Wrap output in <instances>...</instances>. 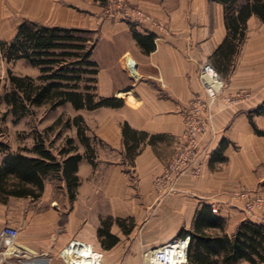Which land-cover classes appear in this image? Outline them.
I'll use <instances>...</instances> for the list:
<instances>
[{
	"label": "crops",
	"instance_id": "1",
	"mask_svg": "<svg viewBox=\"0 0 264 264\" xmlns=\"http://www.w3.org/2000/svg\"><path fill=\"white\" fill-rule=\"evenodd\" d=\"M121 1L166 24L168 32L150 25L129 26L119 16H110L109 0H0L1 42L9 43L17 27L29 21L89 31L97 42L92 56L99 70L98 96L124 100L117 109L80 112L86 119L88 145L78 147L84 159L74 203L63 183L59 200L47 198L49 181L38 200L0 198V230L6 225L21 230L17 244L33 256L48 254L50 264L70 263L60 255L72 247L100 255L101 264H150L154 251L178 241L188 252L191 240L186 233H193L197 212L206 205L225 219L224 234L229 237L241 222L259 223L242 210L243 202L235 193L262 186L254 170L264 162V137L256 134L249 114L264 102V91L256 90V97L238 105L223 99L244 91V78L256 84L264 81V61L257 74L251 69L245 74L238 66L243 53L264 58V33L250 35L264 22L256 17L248 21L245 44L224 72L215 58L227 35L222 5L208 0ZM134 34L152 40L142 46ZM205 64L216 69L215 80L201 77ZM208 86L219 94L210 106V131L202 140V173L197 178L185 174L171 193L156 191L153 182L162 176L181 142L182 110L206 97ZM254 123L264 131V116L255 117ZM125 124L136 132L137 141L129 138L131 132L124 136ZM221 147L223 160H216ZM5 156L0 153V166ZM47 202L57 206L45 209ZM13 203L20 208L19 220L13 216ZM183 264H188V255Z\"/></svg>",
	"mask_w": 264,
	"mask_h": 264
},
{
	"label": "trees",
	"instance_id": "2",
	"mask_svg": "<svg viewBox=\"0 0 264 264\" xmlns=\"http://www.w3.org/2000/svg\"><path fill=\"white\" fill-rule=\"evenodd\" d=\"M208 1L210 4H220L224 9L227 35L217 49L215 58H218V69L228 72L231 61L239 55L247 39L248 21L256 17L264 22V0ZM134 37L142 46L145 40H152V37L142 38L137 34ZM96 46L97 42L92 40L89 31L42 26L30 21L19 25L15 37L9 43L0 42V56L8 64L27 61L40 71L41 76L35 79L31 76H15L7 71L8 85L3 86L5 91L0 97V103L8 108L3 116L12 115L22 119L29 116L33 108L46 105L56 110L69 104L73 110L86 112L103 107H122L124 100L100 98L97 94L99 70L92 56ZM262 116L264 102L249 114V121L259 137H264V131L257 128L254 118ZM83 132L79 127L81 142L88 145ZM128 132H131L129 138L132 141L138 140L136 132L123 125L124 136ZM68 143L71 147L59 152L60 160L44 143H35L32 158L20 152L9 153L6 146L0 145V153L6 155L0 166V198L3 201L9 197L38 200L45 191L47 180L54 176L66 186L68 199L74 203L80 187L79 164L84 157L78 153V147L73 146L71 140ZM222 150L224 147H221L216 160H223ZM225 224V219L219 218L209 205L197 212L193 233H186L191 240L187 252L188 264H264V225L241 222L229 237L224 234ZM106 225L107 222L102 223L103 227ZM210 230L222 234L212 235L208 232ZM99 234L102 235V230Z\"/></svg>",
	"mask_w": 264,
	"mask_h": 264
},
{
	"label": "built area",
	"instance_id": "3",
	"mask_svg": "<svg viewBox=\"0 0 264 264\" xmlns=\"http://www.w3.org/2000/svg\"><path fill=\"white\" fill-rule=\"evenodd\" d=\"M115 5L116 14L124 23L132 26L150 25L160 32H168L166 24L155 20L149 13L138 7L128 6L121 0H111ZM201 77H208L211 80L217 78V71L210 64L203 65ZM218 92L213 87L206 88V97H198L191 101L189 105L183 108L184 132L181 136V142L176 149L175 156L166 164L165 171L161 177L157 178L153 184L156 191L171 193L175 190L177 181L187 173H192L194 177H199L202 173L200 159L205 154L203 138L210 131L211 119L210 106L218 99ZM225 103L232 106L236 100L223 99ZM244 203V210L250 215L256 212L260 213L261 223L264 225V198L260 195L247 193L241 190L238 193ZM215 213L218 211L213 209ZM0 264L7 261H16L17 264H50L52 258L46 254L31 255L27 250L19 246L21 230L6 225L0 230ZM181 241L164 245V247L153 252L154 261L150 264H183L187 256V247L181 245ZM79 248V247H78ZM76 247L75 250L78 251ZM82 250L83 248L80 247ZM64 250L60 258L67 261ZM90 252V251H89ZM98 257L95 259L94 255ZM89 262L78 264H100L103 257L95 253H89ZM68 262V261H67ZM70 264V263H68ZM75 264V263H74Z\"/></svg>",
	"mask_w": 264,
	"mask_h": 264
},
{
	"label": "rangeland",
	"instance_id": "4",
	"mask_svg": "<svg viewBox=\"0 0 264 264\" xmlns=\"http://www.w3.org/2000/svg\"><path fill=\"white\" fill-rule=\"evenodd\" d=\"M108 9L110 16L117 13L115 5L111 0H109ZM211 9V13L214 15L215 9ZM260 32L264 33V24L261 23L254 27V30L250 32V35L259 34ZM91 38L94 40L93 36H91ZM257 55L258 53H252L250 55L243 53L240 55V58L238 59V66L243 73L246 74L249 69H251L254 74H257L260 71V65L264 61V58L259 59L257 58ZM7 71L12 72L15 76H31L35 79H38L41 76L40 71L37 68H34L27 61L19 60L8 64L7 61L0 56V80L2 81L0 86V97L3 96L5 91L3 86L8 85ZM223 71L225 70L223 69ZM244 79L242 80V84L246 88H244V91H241L238 95L232 97L233 100H236L233 105L247 103V101L252 97H256L255 93H257L258 90L259 94L264 91V81L256 84L252 80L246 79L245 81ZM262 96H264V93L261 94V97ZM7 111V106L4 103H0V145L6 146L9 149V152L12 151L14 154L20 152L29 158L34 156L32 150L36 142L44 143L45 147H47L54 154V156L58 157L61 150L69 149L71 147V144L68 143L69 140L72 141L73 146L79 147V145L82 144V139L78 134L79 127L84 130V137L85 132L88 131L85 123L86 119L80 115V112L86 111L73 110L69 104L60 106V108L56 110H51L47 105L41 108H33L31 114L22 119H16L12 115L7 117L3 116ZM58 159L60 160V157H58ZM254 172L256 178L261 182L262 186H258L256 189H249L248 191L243 188L240 189L237 193H235V196L241 202L243 201L240 196H238V193L241 190H244L247 193L250 192L251 194L260 195L264 198V162L260 165V167L255 168ZM47 181H49V184L52 186V189L47 194V198L52 196V198L59 200L58 197H60L63 193L62 184L54 176L50 177ZM242 204V210H244V203ZM53 206L56 207L57 205L49 202L46 204L45 209H51ZM12 208L14 218L18 220L21 219L22 215L20 214L18 204L13 203ZM244 212L249 217L259 222V224H262L259 212L250 215L246 212V210H244Z\"/></svg>",
	"mask_w": 264,
	"mask_h": 264
},
{
	"label": "bare ground",
	"instance_id": "5",
	"mask_svg": "<svg viewBox=\"0 0 264 264\" xmlns=\"http://www.w3.org/2000/svg\"><path fill=\"white\" fill-rule=\"evenodd\" d=\"M76 247H72L70 249L67 250V252H65V258H67L70 261V264H78L81 262H86L88 263L89 260V249L88 248H84V249H80V247L78 248V251L75 250ZM96 260H98V257L94 256ZM150 260H152V262L154 261V256L150 255ZM101 264V263H100Z\"/></svg>",
	"mask_w": 264,
	"mask_h": 264
}]
</instances>
